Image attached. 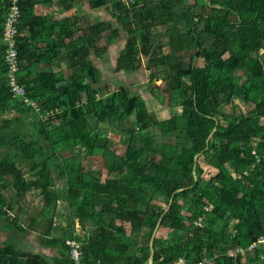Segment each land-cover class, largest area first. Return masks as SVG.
<instances>
[{"label":"trees","instance_id":"16d2710c","mask_svg":"<svg viewBox=\"0 0 264 264\" xmlns=\"http://www.w3.org/2000/svg\"><path fill=\"white\" fill-rule=\"evenodd\" d=\"M77 1L59 0L66 10ZM88 2L92 10H112L111 22H55L35 14L36 6L53 0H19L18 84L38 104L35 113L7 87L2 30L8 3L0 0L2 227L20 235L50 218L61 199L57 182L74 216L66 220L58 257L4 242L0 263L76 264L66 245L75 240L77 264H147L151 250L152 264L178 258L196 264L206 255L213 264H264V0H134L129 8L117 0ZM121 31L116 71L131 75L144 63L147 83L163 82L168 106L180 115L159 123L134 83L115 90L102 85L90 57L102 56ZM63 59L68 77L50 67ZM9 110L16 113L12 120L5 116ZM111 127L124 139L121 155L110 147ZM78 146L105 161L106 181L83 171L85 155L64 156ZM2 148L11 154H1ZM206 168L209 179L202 177ZM9 189L16 199L31 192L42 198L41 215L28 229L10 215ZM73 219L82 237L73 234ZM52 229L42 234L45 248L60 243ZM155 229L166 236L151 241ZM239 249L243 254H228Z\"/></svg>","mask_w":264,"mask_h":264},{"label":"rangeland","instance_id":"374dc122","mask_svg":"<svg viewBox=\"0 0 264 264\" xmlns=\"http://www.w3.org/2000/svg\"><path fill=\"white\" fill-rule=\"evenodd\" d=\"M108 12V10H107ZM112 10H109L108 14H111ZM99 17H106V14L104 11L99 12ZM111 19V16H110ZM90 22H93L92 19H90ZM111 22V20H110ZM113 23V22H112ZM115 23V22H114ZM125 33L121 31L120 38L117 41V43L120 41L121 46L124 45L125 37H123ZM122 37V38H121ZM158 43L162 44L163 39L157 38ZM101 44V42H100ZM118 47V44H117ZM163 51L166 52V49L163 48ZM145 64L143 63V67L141 70V74H139V77L135 79L134 81L142 82L143 84L136 85L134 88V91L140 95L141 98L144 99L146 102V105L148 106V109L151 108L152 112L155 113V119L159 121V123L163 122L164 120L169 119L173 115H180L181 109L178 107H169L168 106V94L165 93V84L161 81L155 82V87H153L152 84L144 83L148 80V71L144 70ZM236 78H240V73L236 72L234 75ZM116 77V76H115ZM116 79V78H115ZM113 79L112 81H109L110 83V89L115 90L118 86H130L132 84V80H129V77L120 78V79ZM145 80V81H144ZM134 83V82H133ZM159 98H156V95L159 94ZM239 103V102H238ZM150 107V108H149ZM231 107L226 106L224 109V112H230ZM7 119L12 120L16 113L14 111H7L5 114ZM117 129H114L113 127L108 128L107 135L110 142V147L116 151L118 155H121L124 151L125 145H124V139L121 136V134L117 131ZM161 143L156 144V149L158 151L161 150ZM1 154L9 156L11 154L6 151L5 148L1 149ZM78 155H82L86 157V160H83V171H86L91 176L97 177L101 182L106 181L109 177V171L106 166L105 161L101 160L100 157L93 158L92 156L87 154L86 150H83L82 147L78 146L75 149L68 151H64V156L68 158H73L74 160L78 159ZM202 157H198V163L202 164ZM204 166V165H203ZM205 167V166H204ZM27 167H25V170ZM205 171V172H204ZM203 171L202 177L204 179L210 178V170L206 168ZM57 182V181H56ZM56 186L58 187V192L61 195L60 201L57 202L55 210L50 214V218H42L35 226V228L32 230L28 229V225L32 219L37 218L41 215V209H42V198L36 194V193H27L24 197L16 199L14 196V193L11 189L7 190V192H4V195L6 196L8 202L12 203L13 210L10 211V215L14 216L18 224L24 227L25 229H28V233H23L20 235H14L13 232H11L7 227L9 225L7 224V227H2V221H0V245H2L4 242L6 243H12L16 246L17 249L22 251H29L37 254H41L44 256H47L49 259L53 257H58L59 252L58 248L61 247V242L65 241V234L68 231H65L66 228V220L67 218H74L72 216V213L69 214L66 210V202L64 201V190L62 186L57 182ZM56 189V188H54ZM185 214V213H183ZM51 224L52 230L50 231L51 237H59L60 243L58 247L55 248L48 247L45 248L42 244V234L43 232L49 227ZM73 234L77 235L79 237H82L85 233V231L82 229L80 224L77 223L76 220L73 219ZM156 237H165L166 232L158 231L156 234ZM2 243V244H1ZM262 247H264V244H261ZM264 256V255H263Z\"/></svg>","mask_w":264,"mask_h":264},{"label":"crops","instance_id":"0c3cea01","mask_svg":"<svg viewBox=\"0 0 264 264\" xmlns=\"http://www.w3.org/2000/svg\"><path fill=\"white\" fill-rule=\"evenodd\" d=\"M105 9L106 8L92 10L89 6L88 0H81V1L72 3L71 8L66 10L64 6L60 5L59 0H53V3L50 5L36 6L35 14L40 17L51 18L55 22H63V21L72 19L74 17H81V18L85 17L89 21H91L90 19H92L93 22L110 21L111 20L110 15ZM100 11H104V13L106 14V17H99L98 14ZM57 41L59 42L61 40L58 38L56 42ZM62 41H63V44L59 48V50H60V54L64 55L67 52V48L69 47L70 41L67 38ZM120 41L118 43L117 41H114L112 44H110L108 46L107 51L102 56L100 57L91 56L90 61L93 67L98 71L99 76H100V81L102 82L103 86L110 87L111 85L109 81H112L115 78L120 79V78H125V77L126 78L129 77V80H132V83L134 82L135 86L136 85L141 86L143 84L142 82L134 81L135 79H137L136 76L139 77V74H141V71L132 73L131 75L124 73L122 71H118V72L116 71L115 66H116L119 54L123 48V46H121L122 41L121 42ZM103 44L104 43L102 42L101 45ZM117 44H118V47H117ZM163 53L165 52L163 51ZM50 67L55 72H62L64 77H68L70 74V71L68 69V65L65 59L60 60L58 63L55 62V64L50 65ZM142 67H143V63H142ZM35 68L43 69L45 68V66L42 64H37L35 65ZM144 83H147V81H145ZM149 110H151V108Z\"/></svg>","mask_w":264,"mask_h":264},{"label":"built area","instance_id":"2783aa9c","mask_svg":"<svg viewBox=\"0 0 264 264\" xmlns=\"http://www.w3.org/2000/svg\"><path fill=\"white\" fill-rule=\"evenodd\" d=\"M123 6L129 8L134 4V0H117ZM8 9L6 12L3 30H2V42L5 47L4 52V62L6 66V83L11 97L17 99L21 104V107H32L35 113L39 112V107L36 102L29 99L26 96L24 88L18 84V72H19V63H18V52L16 49L17 46V37L20 36L18 26L20 21V8L19 0H7ZM52 113H46L41 115L44 119L51 116ZM234 177H237L233 174ZM205 210H211V206L205 208ZM197 226H200V220L196 223ZM259 243L264 244V239L261 238ZM66 245L68 247V254L71 261L78 263L81 256V246L75 240H67ZM228 254L232 256L233 254L241 255L243 250L239 249L235 253L234 251H228ZM216 258V257H215ZM213 258H209L207 255L204 256L196 264H213ZM1 264V263H0ZM172 264H189L183 258H178Z\"/></svg>","mask_w":264,"mask_h":264},{"label":"water","instance_id":"95a60500","mask_svg":"<svg viewBox=\"0 0 264 264\" xmlns=\"http://www.w3.org/2000/svg\"><path fill=\"white\" fill-rule=\"evenodd\" d=\"M155 234H156V229H155V231L153 232V235H152L151 241H153ZM151 241H150V242H151ZM152 262H153V252H152V250H151V252H150V256H149V260H148V263H147V264H152Z\"/></svg>","mask_w":264,"mask_h":264}]
</instances>
